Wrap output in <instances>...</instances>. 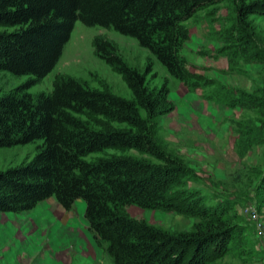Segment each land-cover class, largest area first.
Here are the masks:
<instances>
[{
  "label": "trees",
  "instance_id": "1",
  "mask_svg": "<svg viewBox=\"0 0 264 264\" xmlns=\"http://www.w3.org/2000/svg\"><path fill=\"white\" fill-rule=\"evenodd\" d=\"M223 1L0 0V28L12 29L0 31V72L31 77L0 97V148L41 141L29 162L0 172V212L30 211L49 198L69 211L81 201L89 232L114 264H218L230 255L232 245L241 242L229 209L205 207L196 192L180 190L186 170L158 148L144 126L156 109L145 77L127 66L112 44L94 40L95 53L121 75L133 101L71 77L55 79L50 94L34 98L26 92L56 66L77 21L136 40L172 77L185 81L181 51L189 32L184 22ZM252 15L264 17V0H241L236 8L243 43L252 44ZM85 114L114 119L132 130L95 131L79 117ZM108 148L140 151L160 165L121 156L85 159ZM131 204L197 222L189 231L168 234L123 215L121 208Z\"/></svg>",
  "mask_w": 264,
  "mask_h": 264
},
{
  "label": "rangeland",
  "instance_id": "2",
  "mask_svg": "<svg viewBox=\"0 0 264 264\" xmlns=\"http://www.w3.org/2000/svg\"><path fill=\"white\" fill-rule=\"evenodd\" d=\"M240 1L224 0L184 22L189 32L181 51L185 81L172 77L136 40L77 21L56 66L26 92L34 98L50 94L55 79L71 77L93 90L133 101L121 75L95 53L94 40L108 41L127 66L145 77L156 109L144 126L158 148L186 170L180 190L196 192L205 207L229 209L241 243L232 245L233 251L218 264H264V17L248 18L252 44L241 42L235 19ZM30 79L0 72V97ZM79 117L95 131L132 130L99 115ZM140 117L146 119L143 111ZM40 144L0 148V172L29 162ZM118 156L160 165L128 148H108L85 159ZM121 213L174 235L191 230L197 222L191 216L134 204L123 206ZM0 264L114 263L89 232L83 202L66 211L49 198L30 211L0 212Z\"/></svg>",
  "mask_w": 264,
  "mask_h": 264
}]
</instances>
